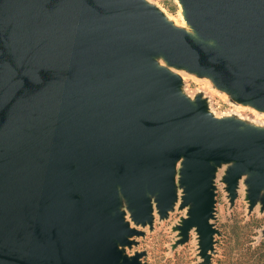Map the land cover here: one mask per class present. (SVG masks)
<instances>
[{
	"label": "water",
	"instance_id": "water-1",
	"mask_svg": "<svg viewBox=\"0 0 264 264\" xmlns=\"http://www.w3.org/2000/svg\"><path fill=\"white\" fill-rule=\"evenodd\" d=\"M195 31L145 0H0V264H140L123 254L176 201V168L203 256L216 166L264 188V129L217 120L155 64L212 76L264 109V0H179Z\"/></svg>",
	"mask_w": 264,
	"mask_h": 264
},
{
	"label": "rangeland",
	"instance_id": "rangeland-1",
	"mask_svg": "<svg viewBox=\"0 0 264 264\" xmlns=\"http://www.w3.org/2000/svg\"><path fill=\"white\" fill-rule=\"evenodd\" d=\"M159 10L165 20L174 27L187 31L197 37L187 23L179 0H145ZM157 67L168 70L180 80L179 93L194 105L202 101L206 111L217 120L233 119L240 123L241 129H264V109L250 102L239 100L229 90L220 87L210 75L199 74L186 67L171 65L161 56H154ZM234 162H222L216 166L213 184L215 185V205L210 222L216 232L213 249L207 256L201 254L202 239L197 227H191L185 238L182 230L184 221L191 214L192 203L185 202L186 187L180 183L182 161L176 168V194L173 206L165 215L157 207L156 195L151 196L152 222L143 225L132 218L127 200L121 195L120 210L124 211L125 221L141 230L140 236H133V245L123 247L126 254H140L142 264H216L224 248V234L231 226L238 224L255 245L264 244V188L259 196L252 199L251 172H245L237 181L234 193L228 190L227 177ZM225 225V226H224ZM227 225L229 227H227ZM264 251V247H262Z\"/></svg>",
	"mask_w": 264,
	"mask_h": 264
},
{
	"label": "trees",
	"instance_id": "trees-1",
	"mask_svg": "<svg viewBox=\"0 0 264 264\" xmlns=\"http://www.w3.org/2000/svg\"><path fill=\"white\" fill-rule=\"evenodd\" d=\"M247 236L238 224L225 231L223 253L216 264H264L263 242L255 245Z\"/></svg>",
	"mask_w": 264,
	"mask_h": 264
},
{
	"label": "flooded vegetation",
	"instance_id": "flooded-vegetation-1",
	"mask_svg": "<svg viewBox=\"0 0 264 264\" xmlns=\"http://www.w3.org/2000/svg\"><path fill=\"white\" fill-rule=\"evenodd\" d=\"M184 225H185V221H184V224H183V226H182V232H183V234H184ZM141 231V230H140ZM138 236H140V235H138ZM133 245V242H132V244H131V246ZM128 247H130V246H128ZM120 248H123V247H120ZM123 254L127 257V258H129V259H131V258H133V256H135L136 254H133V255H128V254H126V252H125V250H124V248H123ZM139 262H140V264H142V262H141V256L139 257Z\"/></svg>",
	"mask_w": 264,
	"mask_h": 264
}]
</instances>
